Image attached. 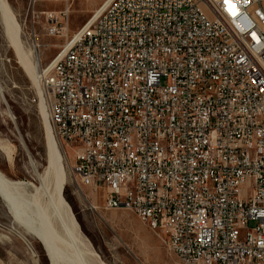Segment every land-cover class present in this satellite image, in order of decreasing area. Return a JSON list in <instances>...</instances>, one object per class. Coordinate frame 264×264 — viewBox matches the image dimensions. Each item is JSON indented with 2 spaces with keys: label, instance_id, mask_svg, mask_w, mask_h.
Instances as JSON below:
<instances>
[{
  "label": "built area",
  "instance_id": "obj_1",
  "mask_svg": "<svg viewBox=\"0 0 264 264\" xmlns=\"http://www.w3.org/2000/svg\"><path fill=\"white\" fill-rule=\"evenodd\" d=\"M37 80L105 209L181 264H264V0H105Z\"/></svg>",
  "mask_w": 264,
  "mask_h": 264
},
{
  "label": "rangeland",
  "instance_id": "obj_2",
  "mask_svg": "<svg viewBox=\"0 0 264 264\" xmlns=\"http://www.w3.org/2000/svg\"><path fill=\"white\" fill-rule=\"evenodd\" d=\"M104 1L7 0L16 18L22 46L25 50H33L36 55L35 71L40 64L44 65L52 58L66 37L73 35ZM53 23L60 33L51 32ZM1 27L0 145L5 150L0 149V172L10 180L38 186L35 174H42L48 164L39 102L31 101L39 94V86L19 65ZM59 143L65 159L62 197L70 206L81 233L105 264H181L167 249L161 233L150 229L129 210L105 209L100 189L78 184L70 172L73 153L63 141L59 140ZM49 177L48 186L53 190L52 175ZM28 192H32V188ZM53 211H56L58 227L63 230L60 221L65 218H60L55 207ZM12 220L6 204L0 198V264H48L40 243L27 237L31 242L32 254L11 228Z\"/></svg>",
  "mask_w": 264,
  "mask_h": 264
},
{
  "label": "bare ground",
  "instance_id": "obj_3",
  "mask_svg": "<svg viewBox=\"0 0 264 264\" xmlns=\"http://www.w3.org/2000/svg\"><path fill=\"white\" fill-rule=\"evenodd\" d=\"M246 14H248L247 6L237 8V16H246ZM0 24L11 43L19 65L34 82L37 81L38 85V69L35 71L37 68L36 55L33 50H25L22 46L16 18L7 0H0ZM39 108L45 129L48 162L42 174H35L39 185L16 182L0 172V198L6 204L13 219L11 228L17 232V236L32 254L34 253L31 242L27 237L37 240L45 252L48 264H105L81 233L70 206L62 197L61 190L65 183V159L61 154L59 139L54 132L47 107L41 99ZM0 149L5 150V147L0 145ZM6 153L9 160L8 149ZM29 163L35 171L33 162ZM50 174L53 180L51 181L53 190L48 186ZM29 188H32V192H28ZM54 207L60 218H65L64 221L60 219L63 230L58 227Z\"/></svg>",
  "mask_w": 264,
  "mask_h": 264
}]
</instances>
